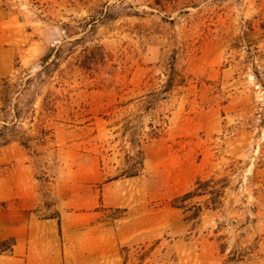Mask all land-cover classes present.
<instances>
[{
    "label": "rangeland",
    "instance_id": "1",
    "mask_svg": "<svg viewBox=\"0 0 264 264\" xmlns=\"http://www.w3.org/2000/svg\"><path fill=\"white\" fill-rule=\"evenodd\" d=\"M0 11L6 77L34 79L18 132L36 137L42 98L55 108L53 142L0 149L4 190L35 193L39 215L59 217L56 183L65 198L89 186L93 206L103 188L98 221L126 231L118 264H264V0H0ZM138 150L143 168L123 177ZM197 179L226 186L214 209L193 199L195 224L171 203Z\"/></svg>",
    "mask_w": 264,
    "mask_h": 264
},
{
    "label": "crops",
    "instance_id": "2",
    "mask_svg": "<svg viewBox=\"0 0 264 264\" xmlns=\"http://www.w3.org/2000/svg\"><path fill=\"white\" fill-rule=\"evenodd\" d=\"M0 49L7 48L0 45ZM8 75L7 67L0 65V77ZM65 187L56 183L52 192L57 219L39 215L42 203L35 193L18 188L10 193L0 184V203L11 202L0 208V241L14 242L10 252L0 254V264H118L117 247L126 231L98 221L94 209L103 207L104 189L101 203L93 206L89 186L77 190L76 184H69L66 198L61 194Z\"/></svg>",
    "mask_w": 264,
    "mask_h": 264
},
{
    "label": "trees",
    "instance_id": "3",
    "mask_svg": "<svg viewBox=\"0 0 264 264\" xmlns=\"http://www.w3.org/2000/svg\"><path fill=\"white\" fill-rule=\"evenodd\" d=\"M60 55V49L58 47H53L49 50V54L42 59V70L39 71L34 78H38L39 82L41 76L49 77L52 73V67L56 66V62L49 60L51 57L58 58ZM173 71V70H170ZM32 78H26L21 83H12L11 79L0 78V149L8 146L10 143H16L26 151L31 150V143L37 142L39 146H46L48 143L53 142V133L50 128L46 126L48 122L51 121L53 114L55 113V108L51 100L47 97L42 98L39 106V112L37 115L38 123L36 128V137H30L26 131L18 132L19 122L22 119V109L18 106V101L29 91V86L31 85ZM173 87V78L168 77L167 81L162 87L161 93H168ZM154 98L152 102L156 101ZM151 103V102H150ZM155 104H152L154 106ZM31 117V122L34 117L35 110L31 109L26 111ZM124 132V137L125 136ZM157 136V134H155ZM129 143L133 146L136 143L134 136L128 134ZM127 160L132 159L134 163L129 170L124 172L122 175L125 178H133L139 175L140 170L143 168V156L142 151L138 150L134 157L126 155ZM131 171V172H129ZM226 186V179L220 180V186H212L211 180H201L197 179L190 190H188L183 195L176 197L172 200L171 206L173 208L179 209L185 214L186 222H194L195 224L200 220V215L202 213V204L199 202H194V198L206 197L203 205L204 207H212L214 209L217 204H219L220 198L222 196V191ZM59 219L58 216H51ZM12 240L0 241V254L4 252H10L13 246ZM121 254V251H120Z\"/></svg>",
    "mask_w": 264,
    "mask_h": 264
}]
</instances>
